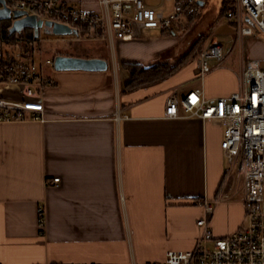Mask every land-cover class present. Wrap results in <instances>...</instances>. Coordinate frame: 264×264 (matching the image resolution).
<instances>
[{
    "label": "crops",
    "instance_id": "crops-1",
    "mask_svg": "<svg viewBox=\"0 0 264 264\" xmlns=\"http://www.w3.org/2000/svg\"><path fill=\"white\" fill-rule=\"evenodd\" d=\"M66 1L97 9V0ZM225 19L233 33L214 34L228 54L203 78L208 98L239 89L245 58L264 67V38L247 36L233 47L235 28ZM152 30L104 40L111 48L105 70L44 65L42 119L27 113L0 121V264L160 261L168 249L195 245L201 202L219 195L209 221L213 234L244 223L241 178L227 175L220 147L223 124L164 115L170 90L194 81L195 62L123 91L121 61L153 64L172 42L161 31L149 37ZM231 59L237 70L226 63Z\"/></svg>",
    "mask_w": 264,
    "mask_h": 264
},
{
    "label": "built area",
    "instance_id": "built-area-1",
    "mask_svg": "<svg viewBox=\"0 0 264 264\" xmlns=\"http://www.w3.org/2000/svg\"><path fill=\"white\" fill-rule=\"evenodd\" d=\"M11 10L35 14L41 19L88 27L91 37L101 40L132 39L144 30L178 34L188 19L199 14V0H172L165 13V0H97V9L76 6L66 0H4ZM225 18L235 28L233 47L247 36L264 38V0H233ZM186 20L184 24L183 20ZM224 39L215 37L195 59L193 82L170 90L164 106L169 118L197 116L223 124L220 147L228 163L227 175L241 178L245 220L234 232L215 236L210 226L214 199H203L204 215L196 220L199 233L191 249H168L160 261L146 264H264V67L245 58L239 73L240 87L226 96L205 97L203 78L227 56ZM28 55V56H27ZM53 58L36 63L29 54H5L0 47V121L41 118L44 87L49 82L42 67ZM236 168V172L233 171ZM59 177L53 178L58 181ZM224 196V195H223ZM43 224V208L38 209ZM37 264H116L83 261Z\"/></svg>",
    "mask_w": 264,
    "mask_h": 264
},
{
    "label": "rangeland",
    "instance_id": "rangeland-1",
    "mask_svg": "<svg viewBox=\"0 0 264 264\" xmlns=\"http://www.w3.org/2000/svg\"><path fill=\"white\" fill-rule=\"evenodd\" d=\"M205 3L199 6V14L193 17L191 23L188 22L186 27L182 28L181 31L173 35L171 44L162 52H160L157 57V62L155 63H167L169 65H174L178 62L181 55L188 49L191 44V41L195 39V37L204 32L207 35V39L205 44H203V48L207 46L211 41L214 40L215 35L217 33H222L224 31H230L232 34L233 31L231 27H227L225 17L221 19L222 22L215 23L213 27H210L211 21L215 17L220 0H204ZM147 2L151 4H158L160 0H147ZM75 4H78L75 3ZM172 0H165L163 9L165 13H168L172 9ZM189 21V20H188ZM184 24L186 20H183ZM4 23H0L1 27ZM220 24H223L222 26ZM226 26V27H225ZM209 28V29H208ZM208 30V31H207ZM165 33V32H164ZM166 34V33H165ZM168 34V33H167ZM16 36H12L9 39L1 38L0 47L5 54L13 55L15 52L29 51V55L34 59L36 63H40L46 58H53L56 54H69V55H78L84 57H103L106 58L110 65V57H111V48L108 46L107 42L101 39H94L91 37L90 33L84 31L82 29L79 30L78 35H53L47 34L40 30L39 36L34 38L31 42H25L24 46H20V41L22 36L14 33ZM23 35V34H22ZM149 37H155L160 35V31L152 30L149 32ZM202 48V49H203ZM23 51V52H25ZM196 57H191L188 62L195 61ZM128 61V60H126ZM125 60L121 61L122 68L127 73V79L130 77L129 70L124 65ZM134 62V61H131ZM141 65H149L145 62H135ZM153 63V64H155ZM228 63L235 70L238 69L237 63L234 60H230ZM51 66V65H49ZM125 81V82H126ZM226 167H228V163L226 162ZM233 171L236 172V168L233 167Z\"/></svg>",
    "mask_w": 264,
    "mask_h": 264
},
{
    "label": "water",
    "instance_id": "water-1",
    "mask_svg": "<svg viewBox=\"0 0 264 264\" xmlns=\"http://www.w3.org/2000/svg\"><path fill=\"white\" fill-rule=\"evenodd\" d=\"M200 5L203 4L199 0ZM24 14L22 10H11L4 0H0V21L9 20V33H17L22 35L25 28L33 30V37L39 36L40 30L53 35H78V28L54 22L48 19H41L35 14ZM1 43V37H0ZM108 66V61L103 57H84L69 54H56L53 57V68L62 69H84V70H105Z\"/></svg>",
    "mask_w": 264,
    "mask_h": 264
},
{
    "label": "trees",
    "instance_id": "trees-1",
    "mask_svg": "<svg viewBox=\"0 0 264 264\" xmlns=\"http://www.w3.org/2000/svg\"><path fill=\"white\" fill-rule=\"evenodd\" d=\"M203 4L205 3L204 0ZM233 0H220L217 13L213 20L211 21L209 28L212 27L215 23L219 22L223 17H225L226 11L232 6ZM202 4V5H203ZM188 22H192L190 20H193V17H190L188 19ZM3 26L0 25V37L9 39L14 35V33L8 32V26L10 24L9 20H2ZM187 28V27H186ZM208 28V29H209ZM80 29L84 31H88V27H80ZM208 31V30H207ZM31 33H27V38H32ZM207 39V35L204 32L199 33L195 39L191 41L190 46L188 49L181 55L178 62L174 65H169L167 63H155V64H149V65H141L137 64L135 62L131 61H125L124 65H126V68L129 70L130 77L125 82L123 91H130L134 90L139 87L147 86L152 83H155L157 81L163 80L170 74H172L175 70L183 66L184 64L188 63V60L191 59V57H196L198 53L202 50L203 44H205V41ZM25 51V50H24ZM29 51H25V54H28Z\"/></svg>",
    "mask_w": 264,
    "mask_h": 264
},
{
    "label": "flooded vegetation",
    "instance_id": "flooded-vegetation-1",
    "mask_svg": "<svg viewBox=\"0 0 264 264\" xmlns=\"http://www.w3.org/2000/svg\"><path fill=\"white\" fill-rule=\"evenodd\" d=\"M0 23H2V21H0ZM9 26H10V24H9ZM8 26V27H9ZM27 33H31L32 35H33V30L31 29V28H25L24 29V32H23V35H21L22 36V38H21V41H20V46H24V44H25V42L27 41V42H29V41H33L34 40V37L32 36V38L30 39V38H27L26 37V34Z\"/></svg>",
    "mask_w": 264,
    "mask_h": 264
}]
</instances>
